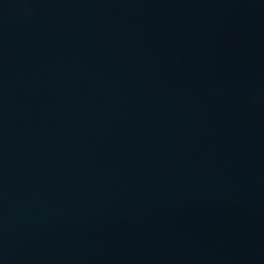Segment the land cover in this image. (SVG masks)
<instances>
[{"label":"water","instance_id":"water-1","mask_svg":"<svg viewBox=\"0 0 264 264\" xmlns=\"http://www.w3.org/2000/svg\"><path fill=\"white\" fill-rule=\"evenodd\" d=\"M0 264H264V0H0Z\"/></svg>","mask_w":264,"mask_h":264}]
</instances>
